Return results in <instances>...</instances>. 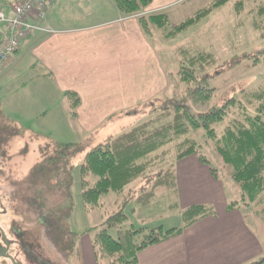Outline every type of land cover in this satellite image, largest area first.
<instances>
[{
	"label": "trees",
	"instance_id": "trees-1",
	"mask_svg": "<svg viewBox=\"0 0 264 264\" xmlns=\"http://www.w3.org/2000/svg\"><path fill=\"white\" fill-rule=\"evenodd\" d=\"M113 1L124 17H138L146 35L154 29L164 30L169 23L165 13L146 14L154 0ZM229 1L214 0L198 9L174 26L171 35L188 31ZM2 36L0 32V43ZM243 59L252 61L253 67H257L259 63H264V49L252 56L246 55ZM242 61L237 60L233 64L238 65ZM216 62L215 57L206 52L181 60L176 73L178 82L184 86L181 100L167 101L169 103L163 108L153 110L154 118L94 146L80 160L81 197L86 213L95 210L102 212L101 198L109 193L116 195V211L111 214L102 212V229L96 232L91 242L96 264H140L139 255L147 249L177 238L199 221L216 215L212 206L200 204L181 211L182 225L178 228L127 227L129 217L125 211L129 205L150 206L161 189L177 193V162L196 156L215 178L219 177V170L211 167L210 161L202 153V146L196 139L189 137L193 131L205 133V145L217 155L221 171H228L238 187L239 198L228 205L227 211L253 206L263 212L264 83L248 93L243 91L242 102L230 98L221 107L212 105L210 102L216 89L209 85L212 76L208 70L214 68ZM64 99L71 119L76 120L80 97L74 92H65ZM209 104L212 106L205 112L195 109V106ZM219 125H223L221 133L216 130ZM8 128L0 121V145L4 147L10 143L11 136L17 134ZM173 142L177 143L176 153L171 161H167L164 148ZM82 146L58 142L40 145V159L25 179L28 187L20 196L12 195L14 199L20 197V204L35 214L37 222L46 231V238L65 260L79 255L80 236L70 227L71 197L67 209V205L61 208L58 203L64 201L67 176H72L68 172L67 162L81 152ZM137 182L140 184L138 187L134 186ZM149 186L151 190L147 191ZM54 198L59 201L56 203ZM171 207L176 209L177 205ZM112 231L117 233L116 238L111 236ZM251 264H264V257Z\"/></svg>",
	"mask_w": 264,
	"mask_h": 264
},
{
	"label": "crops",
	"instance_id": "crops-1",
	"mask_svg": "<svg viewBox=\"0 0 264 264\" xmlns=\"http://www.w3.org/2000/svg\"><path fill=\"white\" fill-rule=\"evenodd\" d=\"M188 1L154 0L146 12L169 17L174 8ZM0 6L1 12L12 14L1 0ZM45 25L55 33L30 35L0 74V86L25 76L26 81H20L16 89L24 88L26 95L16 98L15 104L21 107L33 99L38 115L49 112L51 104L70 115L68 104L63 108L61 103L65 92L76 93L81 104L78 118L72 122L84 135L77 139L73 135L71 144L89 147L104 143L106 135L96 137L100 131L109 134L112 130L118 135L131 128L130 122L124 121L133 119L137 108L155 99L164 100L168 73L139 20L124 17L113 0H53ZM176 185L183 210L207 204L216 215L147 249L139 255L140 264H251L263 258L260 211L253 206L227 211L239 196L232 179L214 178L210 169L192 156L176 163ZM148 207L135 206L134 212Z\"/></svg>",
	"mask_w": 264,
	"mask_h": 264
},
{
	"label": "rangeland",
	"instance_id": "rangeland-1",
	"mask_svg": "<svg viewBox=\"0 0 264 264\" xmlns=\"http://www.w3.org/2000/svg\"><path fill=\"white\" fill-rule=\"evenodd\" d=\"M213 1L190 0L185 2L173 9V14L169 15V23L164 30L154 29L151 34H147L165 72L168 73V90L162 96L164 100L155 99L137 108L132 113L135 114V117L133 119L130 117L129 121L122 119L124 123L130 122L129 124L133 127L147 122L155 117V115L153 116L154 109L163 108L166 103H169L167 102L169 100H181L184 86L178 82L176 77L179 62L188 60L201 52L209 53L217 60L216 66L208 70L212 76L209 85L216 89V94L210 102L212 105L221 107L230 98L242 102L243 91L248 93L264 83V63L253 67L252 61L243 59L246 55L252 56L264 49V0H230L188 31L176 36L171 35L174 32V26ZM2 10L0 6V12ZM152 14L161 13H147V15ZM135 18L138 19V17ZM2 30L3 27L0 25V32ZM237 60L243 61L238 65L233 64ZM18 78L20 79L17 82H14V79L10 83L0 86V112L4 116L0 118V121L3 126H9L8 130L17 132L16 135L11 136L7 146L0 145V225L10 239H14L13 233L17 232L33 257L46 259L52 264H94L90 243L96 232L102 229L104 223L102 212L111 214L116 211L114 205L116 195L114 193H109L101 198L102 212L95 210L92 213H86L83 206L78 165L85 154L98 144L95 143L89 147L83 145L81 152L68 160L67 169L70 174L72 173V176H67L64 201L58 203L61 208H64L70 201L69 197L72 199L70 227L80 236V240H78L79 255L75 254L74 257L70 256L66 260L62 258L46 238V231L37 222L35 214L20 204V197L12 198L13 194L20 196V193L28 187L25 179L30 169L40 159V145L51 142L69 145L74 139L73 135L75 139L84 135L81 131L74 129L70 115L62 112L56 104H51L49 112L44 115L36 114L37 108L33 99L27 103L31 106L27 104H22L21 107L16 106V98L26 95V92H23L24 88L16 89L18 84H22L20 81H26V77L19 75ZM211 104L195 106V109L205 112L212 106ZM61 106L67 108L65 100ZM222 129L223 125L216 127L220 133ZM114 133L112 130L109 134L100 131L96 137L101 139L106 135L105 138L108 140L117 135ZM35 136L38 137L35 138ZM6 137L4 138L6 139ZM189 137L196 139L202 146V153L210 161L211 167L219 170V177L225 182L229 178L231 179L228 171H221V162L217 155H214L212 149L205 145V133L193 131ZM97 138L94 140L95 142ZM176 144L173 142L164 148L167 153V161L173 159L176 153ZM49 149L48 147L47 150ZM139 185L138 182L134 184L136 187ZM150 190L149 186L147 191ZM176 195L169 193L166 189H161L151 205L141 212H133L136 204L129 205L125 211L129 217L127 227L129 225H135L137 228L162 226L166 230L180 227L183 208ZM238 198L239 196L235 200ZM262 199L264 202V195ZM53 200L55 201L56 198ZM58 201L59 199L56 200V203ZM175 204L177 208L172 209L171 206ZM67 208L68 205L65 209ZM110 234L114 238L117 237L115 231ZM260 238L264 251V210L260 212ZM0 264L7 263L0 260Z\"/></svg>",
	"mask_w": 264,
	"mask_h": 264
},
{
	"label": "built area",
	"instance_id": "built-area-1",
	"mask_svg": "<svg viewBox=\"0 0 264 264\" xmlns=\"http://www.w3.org/2000/svg\"><path fill=\"white\" fill-rule=\"evenodd\" d=\"M12 14L0 12V24L4 26V36L0 44V74L17 54L21 44L32 34L55 33L45 25L53 0H1Z\"/></svg>",
	"mask_w": 264,
	"mask_h": 264
},
{
	"label": "flooded vegetation",
	"instance_id": "flooded-vegetation-1",
	"mask_svg": "<svg viewBox=\"0 0 264 264\" xmlns=\"http://www.w3.org/2000/svg\"><path fill=\"white\" fill-rule=\"evenodd\" d=\"M0 228L2 231L4 229L0 225ZM4 233L7 236L8 244H9V250L7 252V256L9 258H2L0 257V260H3V262L7 264H52L50 261H47L46 259H40L33 257L31 255V251H29L27 248V245L24 244L22 237H20L17 232L14 234V239H10V237L7 235V233L4 231ZM6 244L4 243L2 232L0 231V253H4L6 249Z\"/></svg>",
	"mask_w": 264,
	"mask_h": 264
},
{
	"label": "water",
	"instance_id": "water-1",
	"mask_svg": "<svg viewBox=\"0 0 264 264\" xmlns=\"http://www.w3.org/2000/svg\"><path fill=\"white\" fill-rule=\"evenodd\" d=\"M2 43V42H1ZM0 43V44H1ZM0 231L2 232V236H3V240H4V243L6 244V249H5V251H4V253H0V257H2V258H9L8 256H7V252H8V250H9V244H8V240H7V236H6V234L4 233V231H2V229L0 228Z\"/></svg>",
	"mask_w": 264,
	"mask_h": 264
}]
</instances>
